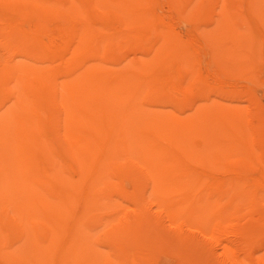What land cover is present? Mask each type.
<instances>
[{"label": "bare ground", "instance_id": "obj_1", "mask_svg": "<svg viewBox=\"0 0 264 264\" xmlns=\"http://www.w3.org/2000/svg\"><path fill=\"white\" fill-rule=\"evenodd\" d=\"M263 88L264 0H0V264H264Z\"/></svg>", "mask_w": 264, "mask_h": 264}, {"label": "rangeland", "instance_id": "obj_2", "mask_svg": "<svg viewBox=\"0 0 264 264\" xmlns=\"http://www.w3.org/2000/svg\"><path fill=\"white\" fill-rule=\"evenodd\" d=\"M49 26H50V25H49ZM51 27H52V26H51ZM51 27H50V28H51ZM48 29H49V28H48ZM249 84L252 85L251 83H249ZM250 85H249V86H250ZM252 86H253V85H252ZM250 88H251V86H250ZM254 88H255V87L253 86V89H254ZM255 89H256V88H255ZM261 91L264 92V88H263V90H261ZM165 261H166V259H164V262H165Z\"/></svg>", "mask_w": 264, "mask_h": 264}]
</instances>
